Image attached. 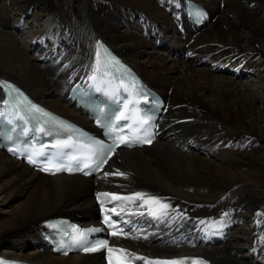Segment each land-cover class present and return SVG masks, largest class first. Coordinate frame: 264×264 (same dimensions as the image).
Returning a JSON list of instances; mask_svg holds the SVG:
<instances>
[{"label": "bare ground", "instance_id": "6f19581e", "mask_svg": "<svg viewBox=\"0 0 264 264\" xmlns=\"http://www.w3.org/2000/svg\"><path fill=\"white\" fill-rule=\"evenodd\" d=\"M61 1L0 0V78L87 123L66 90L95 73L103 41L166 100L163 133L115 152L94 178L45 175L0 150V252L36 264L101 261L52 254L43 222L95 217V193L105 190L122 198L120 210L142 214L131 236L115 238L135 257L264 264V103L253 84L212 69L254 75L264 90V0H194L211 15L202 26L188 0ZM2 98L0 90V111Z\"/></svg>", "mask_w": 264, "mask_h": 264}, {"label": "rangeland", "instance_id": "374dc122", "mask_svg": "<svg viewBox=\"0 0 264 264\" xmlns=\"http://www.w3.org/2000/svg\"><path fill=\"white\" fill-rule=\"evenodd\" d=\"M59 1V3H60V1L61 0H58ZM62 3H63V5H64V7H66V6H69V5H71V0H62L61 1ZM32 13V15L31 16H27V15H29V14H27L26 16H25V20L26 21H28V20H30V21H32L33 20V18H34V16H33V14H34V12H31ZM30 13V14H31ZM207 25V24H206ZM209 26V25H208ZM209 28V27H208ZM144 33L145 32H142L141 34H140V36H143L144 35ZM147 36H145V38H146ZM158 41V40H157ZM159 42V41H158ZM158 42H157V44H158ZM154 42H152V44H153ZM155 45H156V43H155ZM163 52H165L164 50H163ZM181 56V58H183V55L181 54L180 55ZM185 59H186V57H185ZM212 66V65H211ZM201 67H204V68H206V67H208V68H210V65H208V63L206 62V63H203L202 65H201ZM226 68V67H225ZM212 69L215 71L214 73L215 74H218V75H227V77H231V76H234L235 77V79H237V81H239V82H241V83H244V84H253L254 86L252 87V86H250L249 85V88L254 92V93H257L258 94V97L260 98V101L258 102V104H260V102H263L264 103V90L263 89H261L260 87L262 86V84L261 83H258V82H254L255 80H257L256 78L254 79V80H252V78L251 77H254V75H251L250 76V74H244V75H235L234 73V71H228V70H233V69H228V68H226L227 70H224V72H219L218 70H215V68L212 66ZM264 83V82H263ZM257 85H259V88L258 89H260V90H258L257 88H255V86H257ZM262 109H264V107H262ZM228 134H232V133H234V131L232 130V129H228ZM233 135V134H232ZM259 146H264V142H262L261 144H259ZM1 208V207H0ZM0 215H4L3 213H1ZM247 253H248V251H246V249H245V252L243 251V255H246V257L249 259V260H251V261H253L254 262V258H250L249 257V254H248V256H247ZM254 257V256H253Z\"/></svg>", "mask_w": 264, "mask_h": 264}, {"label": "snow or ice", "instance_id": "6c2138e0", "mask_svg": "<svg viewBox=\"0 0 264 264\" xmlns=\"http://www.w3.org/2000/svg\"><path fill=\"white\" fill-rule=\"evenodd\" d=\"M37 111H39V109H37ZM119 143H125L126 144L127 141L124 138H121L120 141H119ZM116 146H118V145H116ZM111 150L114 151V147ZM30 162L31 163H36L35 160H32ZM103 162H106V161H103ZM43 170L44 171H52L51 168H47V167L44 168ZM60 170L61 169H59V168L55 169V171H60ZM65 170L71 171L72 169L69 168V169H65ZM116 174L123 175V173H116ZM101 195H104V194H101ZM140 196H141V194H137V197H140ZM115 199H122V198L121 197H115ZM123 199H129V198H123ZM165 207H167V205H165ZM116 234L117 233H113V235H116ZM81 235H83V234H81ZM99 249H108V251L110 253L113 252V249L108 248V245H107V242L106 241L100 243L98 245V247H96V248H85L83 250L84 251H89V252H94V251H97ZM115 251L120 252V253H123L125 257L129 256V254L126 253L124 249H116ZM136 258L137 259H140V260H145L146 259L145 257H136ZM0 264H3V262L0 261ZM117 264H127V260L126 259H124V260H118L117 261ZM146 264H183V261H175V260H171V261H169V260L147 261L146 260ZM193 264H202V262L193 261Z\"/></svg>", "mask_w": 264, "mask_h": 264}]
</instances>
